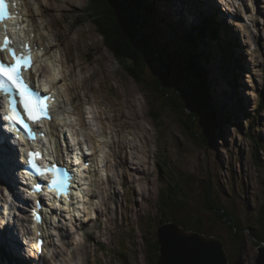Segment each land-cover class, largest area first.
<instances>
[{"label": "rangeland", "instance_id": "1", "mask_svg": "<svg viewBox=\"0 0 264 264\" xmlns=\"http://www.w3.org/2000/svg\"><path fill=\"white\" fill-rule=\"evenodd\" d=\"M21 1L29 3L35 14L39 29L34 31L35 41L49 47L39 69L59 68L55 88L66 109L65 118L57 112L55 122L64 127L68 121L75 123L67 126L85 139L89 152L99 153L94 157H99V169L83 189L81 210H74L79 220L64 212L61 218L51 217L49 244L39 264H152L143 236L153 242L157 222L164 217L159 193L168 184L182 188L186 205L165 217L192 221L200 216L206 223L203 231L228 241L230 264L240 257L244 264H254L257 246L252 232L262 227L259 210L264 202V108L260 109L264 0H150L153 14L144 32L160 52V61L169 67L170 86L180 90L183 110L197 113L193 135L184 130L171 108L162 107L159 99L145 92V86L136 84L107 50L86 17L89 0ZM205 18L215 27L216 38L210 32L197 39L195 46L185 44L186 34L195 33ZM33 24H29L32 29ZM190 55L201 58V80L186 71ZM151 65L150 74L160 69L159 61ZM75 84L77 98L72 103L69 86ZM151 109L161 111L160 127L154 124ZM203 134L209 142H204ZM139 138L143 151L134 144ZM123 141L128 151L119 150ZM1 178L0 186L7 185ZM208 183L219 204L234 215L238 233L203 207ZM13 199L14 222L10 218L9 225L14 223L19 232L24 214L17 209L19 197ZM261 230L264 233V227Z\"/></svg>", "mask_w": 264, "mask_h": 264}, {"label": "trees", "instance_id": "2", "mask_svg": "<svg viewBox=\"0 0 264 264\" xmlns=\"http://www.w3.org/2000/svg\"><path fill=\"white\" fill-rule=\"evenodd\" d=\"M85 13L86 17L92 21L98 33L103 38L105 47L114 55L118 62L122 63L125 72L134 79L136 84L145 86V92H147V94L159 99L162 107L171 108L172 111L178 115L179 122L182 124L184 130L188 131L189 135H193L192 125H194L197 119V113L193 110L188 113L186 110L187 108L185 109L186 111L183 110L184 98L180 90H174L170 86V69L165 63L160 61V52L154 49L152 42L144 32L147 18L151 17V14H153L150 0H89ZM210 32L214 33L212 38H216L215 28L210 26L209 21L204 20L203 23L196 28L195 33L194 30H191L186 34L183 42L195 46V41H197V39L202 40L206 38V34ZM200 59L199 56L190 55L186 62V71L191 74L195 80H201L204 76V68L200 64ZM157 61L160 62V69L150 74L148 71L150 65L157 63ZM260 105V109H263L264 100L262 97ZM151 112L154 124L160 127L161 111L159 112L157 110L154 112L151 109ZM184 116L189 119H185ZM196 136L200 137L199 134ZM201 136H203L205 143L209 142L210 139L208 136L204 134ZM164 161L166 164V160ZM159 167L161 172H163L164 167L161 165H159ZM203 194V207L207 211L213 213L216 221L225 224L231 232L238 233L235 227L234 215L219 204L213 194L210 183H208L207 189ZM184 199L185 195L182 194V188H176L172 184H168L163 191L159 193V209L163 212L164 217L159 218L157 227L164 222L172 221L169 220L168 217H165L168 213L183 211L186 205ZM173 220L187 231L205 232L203 230L206 228V223L200 216L192 221L179 220L176 218ZM263 221L264 202L259 210V224L260 227L262 226L261 229L264 227ZM261 229L252 232V236L264 242V233ZM207 235L215 236L212 232ZM143 239L150 248L149 252L152 255L150 262L156 264L159 250L156 233L151 244L146 237L143 236Z\"/></svg>", "mask_w": 264, "mask_h": 264}, {"label": "snow or ice", "instance_id": "3", "mask_svg": "<svg viewBox=\"0 0 264 264\" xmlns=\"http://www.w3.org/2000/svg\"><path fill=\"white\" fill-rule=\"evenodd\" d=\"M12 19L8 11L6 0H0V97H6L5 105H0V121L7 122L6 125L0 124V127H7L9 132L15 134V139L24 142L34 143L37 137H44V132L38 131L33 125H41L43 121L53 120L52 107L47 103L53 100V95H42L40 88L35 81L34 66L36 61L33 57V46L28 42L19 43L14 39L12 33L18 37H23L24 33L19 31L22 25H13L11 29L5 21ZM38 51H42L37 46ZM25 73H29L28 77ZM11 137L4 136L0 138V151L7 144ZM15 143V141H12ZM27 153V163L40 177H45L48 172L52 173L53 178L48 181L50 189H56L61 192L67 187L66 180L59 174L62 167L59 162H45L43 166L38 163L44 159L40 150L23 149ZM79 163V160L76 161ZM67 171H65V177ZM39 183L34 184L36 192L41 191ZM39 220V216H37ZM172 224L165 223L161 227L162 232H169L173 229ZM178 239L190 241L192 237L178 235ZM40 248V244H37Z\"/></svg>", "mask_w": 264, "mask_h": 264}, {"label": "bare ground", "instance_id": "4", "mask_svg": "<svg viewBox=\"0 0 264 264\" xmlns=\"http://www.w3.org/2000/svg\"><path fill=\"white\" fill-rule=\"evenodd\" d=\"M37 2L36 3H38L39 4V2H38V0H36ZM48 10V9H47ZM42 11V10H41ZM22 14H23V16H25V14H26V16L29 18V20L32 22V23H34L33 24V27H34V31L36 30L37 32H39L38 30L39 29H37V27L35 26V22H34V17H35V14H34V12H33V10L31 9V7H30V4L29 3H26L25 2V8H23L22 9ZM43 12H45V11H43ZM201 13V12H200ZM212 13H215V11H213ZM41 14H43V13H41ZM202 14V13H201ZM158 15V14H157ZM201 20V19H200ZM199 20V21H200ZM16 22V25H22L23 27L22 28H20L19 29V31H22L23 33H24V36L23 37H18L17 35H16V33H12L13 34V36H14V39H17V41H18V43H23V42H27V41H29V42H31V41H33V38H32V35L31 34H29L28 32H27V30H26V25H24V23L23 24H20V20L19 19H17V21H15ZM40 23V22H39ZM50 23V22H49ZM63 24V23H62ZM2 25H0V28H2L1 27ZM8 26H12V25H10L9 23H8ZM63 26H65V25H63ZM40 27H42V26H40ZM12 28V27H11ZM32 28V27H31ZM57 28V27H56ZM65 28V27H64ZM68 28V27H67ZM66 28V29H67ZM65 29V30H66ZM62 31V30H61ZM46 32V31H45ZM44 32V33H45ZM58 32V31H57ZM63 32V31H62ZM65 33H66V31H65ZM64 34V33H63ZM60 35H62V33L60 32V34H58V36L60 37ZM34 42V44H35V41H33ZM45 42V41H44ZM48 43V42H47ZM46 43V44H47ZM50 43V42H49ZM35 45H37V44H35ZM38 47H39V49H42V51H40V53H41V55H43V53H44V56H46V54L48 53V50H49V47L48 46H46L45 44H40V46L39 45H37ZM40 53L39 52H36L35 51V54H34V56H35V58H36V60H37V62H38V57L40 56ZM55 56V55H54ZM51 58H53V59H51V60H54V57H51ZM55 58H56V56H55ZM44 60H45V58H44ZM50 60V59H49ZM46 62V61H45ZM47 62H49V61H47ZM51 62H53V61H51ZM55 62V61H54ZM44 64V63H43ZM51 65V64H50ZM54 65V64H53ZM52 66V65H51ZM56 67H57V65H56ZM55 66H52V68L50 67V68H48V69H45V68H41V69H39V65L38 64H36L35 66H34V70L36 71V74H38V76L37 77H39V79L40 78H43L44 80H49V81H51V77L54 79H52V83H53V87H52V89L48 92V93H54L55 95H56V98L58 99V102L56 101L55 102V105H56V107H57V109H58V115H59V112H63V110H65L66 109V105L65 104H62V98H61V94L58 92V90L55 88V87H57V83H59L60 81L58 80L59 79V77H56L57 75H56V73H58L57 71V68H56ZM240 68V67H239ZM59 69V68H58ZM75 70V69H74ZM76 76H77V74H76ZM55 84V85H54ZM68 84V83H67ZM45 87V86H44ZM78 87V85L77 84H75V85H72V86H69V92H70V101L72 102V103H75V97L77 98V94H75V91H74V89L73 88H77ZM41 89V88H40ZM42 89H44V90H46V88H43L42 87ZM59 103V104H58ZM62 104V105H61ZM59 107V108H58ZM88 108H86V110H87ZM82 116L84 115L85 116V112L82 110ZM62 116H63V119L65 118L64 117V115H63V113L61 114ZM120 117L121 118H123V115L122 114H120ZM4 123V122H3ZM69 124H71L72 126L73 125H75V123H71L70 121H68L67 123H65L64 125H65V127L59 122V123H57L56 122V124L53 122V123H51V124H49L48 126H47V124L46 123H44V127H43V130H45V131H47V130H49V136L45 139L46 141H52V140H55V137L57 136L56 134H57V132H61V134H62V138H64V139H66V134H68V138L67 139H69L70 140V142L68 143V147L70 146V145H72L73 147H74V149L75 150H79V149H81L80 150V153L79 154H81V151L83 150L84 151V149H87V150H90L89 149V147H88V145H87V142L85 141V139H81V138H79L78 136H79V132L78 133H74L75 132V130H73L72 128H70L69 126H67V125H69ZM84 124H85V126H86V123H85V121H84ZM88 126H89V124H88ZM49 127V128H48ZM68 130V131H67ZM3 131V133H4V131L5 130H1V132ZM6 131L8 132V129H7V127H6ZM10 134V133H9ZM77 134V135H76ZM100 137V139L102 140L103 139V137L100 135L99 136ZM61 138V139H62ZM80 139V140H79ZM139 141L141 142V138H139L138 139V142L137 143H134V144H136V149L138 150V151H143V148H142V146H141V144L139 143ZM42 141H38L37 142V146L38 147H40L41 145H42ZM71 143V144H70ZM62 144H64V146H66V144H67V141L65 140V141H63L62 140ZM141 146V147H140ZM130 147L123 141V142H120L119 143V150L121 151V152H124V151H128V149H129ZM90 155H91V158H88L89 160L88 161H91L92 162V164L91 165H85V167H84V170H81L80 172V175L82 176V177H84L85 178V180L83 181V185H85V186H88V185H90V180H89V177H92L93 176V174L96 172V170L97 169H99V161H98V158L99 157H97V158H94L95 157V155H97V154H99L97 151H95L94 153L93 152H91L90 151ZM0 154H1V152H0ZM60 160H58L59 161V163L61 164V157H60V154H55ZM99 156V155H98ZM76 159L77 160H79V161H81L82 160V156L81 155H79L78 157H76ZM119 159H121L120 160V163H126V161L124 160V158L123 157H120ZM18 163H19V169H20V171L21 170H24V167H23V165H21V161H17ZM20 174L21 173H19V175L17 176V183H15V178H13L12 180V183H13V185H14V193L16 192H21V196L19 197V199H17L16 201L17 202H20V204L23 202V199L24 198H27V196L24 194L25 192L22 190V182H23V179H21V176H20ZM11 175V174H10ZM1 176V175H0ZM1 179H3L4 181H6L7 179L11 182V179H9L8 178V176L7 175H4V177L2 176V178ZM19 185V186H18ZM2 186H4L3 188H2ZM2 186H0V190H4L5 188H6V185L3 183L2 184ZM98 193V192H97ZM4 196V195H3ZM14 196H16V194L14 195ZM4 198H5V196H4ZM20 200V201H19ZM26 200H28V199H26ZM29 201V200H28ZM95 205V204H94ZM60 209V211H61V213H63L64 212V209H66L67 211L66 212H68V214L70 215L71 213L74 215V211L70 208V205L69 204H67V205H65V204H62L60 207H59ZM17 209H20V207H18L17 206ZM74 209H77V208H74ZM5 212H7V208H6V210H5ZM8 212H10V213H8ZM7 212V217L3 214V213H0V215L2 216L1 217V221H0V227L1 228H3V229H1L0 228V264H27V263H24V262H21V259H23V260H26V258L20 253V250H19V248H20V246L19 245H21L22 243H21V237H20V235L19 234H17V232H15V230L17 229L15 226H14V223H13V225H9V222H7V219L9 218V216L12 218V216H13V210L12 211H8ZM25 212L26 213H28V211H26L25 210ZM57 215V214H56ZM16 216V215H15ZM19 217V216H18ZM28 217V218H27ZM30 217L31 216H25V215H23L22 216V220H24L23 222H22V227H26L25 226V224H24V222H25V220H27V225L31 228V225H33V227L35 228V229H37L38 227H37V224L36 223H33L31 220H30ZM53 218H55V217H52V219ZM59 218H60V216H59ZM56 220V219H55ZM13 222H14V220H13ZM7 224V225H6ZM4 226V227H3ZM10 226V229H8V227ZM46 231H44V233L46 234V235H48L49 234V229H50V227L48 226V224H47V222H46ZM49 244V243H48ZM23 245V244H22ZM25 247H27V249H25L24 248V251H23V253L27 256V257H29L30 255H31V250H30V248L28 247V245H26ZM27 250V251H26ZM27 253H28V255H27Z\"/></svg>", "mask_w": 264, "mask_h": 264}, {"label": "water", "instance_id": "5", "mask_svg": "<svg viewBox=\"0 0 264 264\" xmlns=\"http://www.w3.org/2000/svg\"><path fill=\"white\" fill-rule=\"evenodd\" d=\"M202 188L205 190L206 185ZM165 223L174 226L167 233L161 231ZM178 235L190 236L192 239L181 240L177 238ZM156 239L159 247L156 264H230L223 239L208 236L205 232L187 231L177 222L168 221L159 225ZM252 239L257 245L254 264H264V242L259 241L255 236ZM233 264H244L242 257Z\"/></svg>", "mask_w": 264, "mask_h": 264}, {"label": "flooded vegetation", "instance_id": "6", "mask_svg": "<svg viewBox=\"0 0 264 264\" xmlns=\"http://www.w3.org/2000/svg\"><path fill=\"white\" fill-rule=\"evenodd\" d=\"M206 233H207V234H210L211 231H210V230H206ZM215 237H216V236H215ZM227 243H228V241L224 240L225 249H227Z\"/></svg>", "mask_w": 264, "mask_h": 264}]
</instances>
